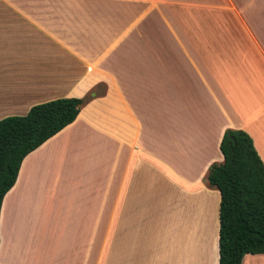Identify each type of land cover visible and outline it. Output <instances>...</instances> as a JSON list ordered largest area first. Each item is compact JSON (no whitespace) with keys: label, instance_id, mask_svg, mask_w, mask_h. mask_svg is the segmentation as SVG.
Returning <instances> with one entry per match:
<instances>
[{"label":"crops","instance_id":"0c3cea01","mask_svg":"<svg viewBox=\"0 0 264 264\" xmlns=\"http://www.w3.org/2000/svg\"><path fill=\"white\" fill-rule=\"evenodd\" d=\"M91 92L23 158L0 264H219L206 177L229 128L264 162V0L0 2V120Z\"/></svg>","mask_w":264,"mask_h":264},{"label":"trees","instance_id":"16d2710c","mask_svg":"<svg viewBox=\"0 0 264 264\" xmlns=\"http://www.w3.org/2000/svg\"><path fill=\"white\" fill-rule=\"evenodd\" d=\"M94 94L57 98L0 120V209L23 158L74 121ZM220 150L223 161L213 163L206 177L220 192L219 264H242L247 253L264 254V162L241 129H226Z\"/></svg>","mask_w":264,"mask_h":264},{"label":"bare ground","instance_id":"6f19581e","mask_svg":"<svg viewBox=\"0 0 264 264\" xmlns=\"http://www.w3.org/2000/svg\"><path fill=\"white\" fill-rule=\"evenodd\" d=\"M188 235H189V234H188ZM188 235H187V236H188ZM193 235H194V234H191V236H193ZM177 236H178V235L174 234V237H177ZM187 236H186V234H185V235L183 234V240H184L185 238H187ZM188 238H190V237H188ZM193 238H194V236H193ZM193 238H192V241H191V239H189V240L187 239V241H191V242L193 243V240L196 239V238H194V239H193ZM195 241H196V240H195ZM194 243H195V242H194Z\"/></svg>","mask_w":264,"mask_h":264},{"label":"rangeland","instance_id":"374dc122","mask_svg":"<svg viewBox=\"0 0 264 264\" xmlns=\"http://www.w3.org/2000/svg\"><path fill=\"white\" fill-rule=\"evenodd\" d=\"M14 0H0V2H13Z\"/></svg>","mask_w":264,"mask_h":264}]
</instances>
